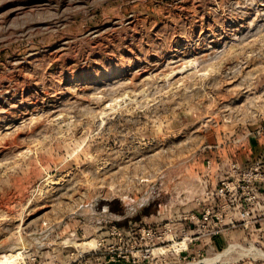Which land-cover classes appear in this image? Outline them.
<instances>
[{
    "label": "rangeland",
    "instance_id": "374dc122",
    "mask_svg": "<svg viewBox=\"0 0 264 264\" xmlns=\"http://www.w3.org/2000/svg\"><path fill=\"white\" fill-rule=\"evenodd\" d=\"M0 254L264 264V0H0Z\"/></svg>",
    "mask_w": 264,
    "mask_h": 264
},
{
    "label": "bare ground",
    "instance_id": "6f19581e",
    "mask_svg": "<svg viewBox=\"0 0 264 264\" xmlns=\"http://www.w3.org/2000/svg\"><path fill=\"white\" fill-rule=\"evenodd\" d=\"M212 70H208L207 72L205 73H202L201 75H199L198 77H207L209 73H211ZM171 76H167L166 77V82L170 79ZM97 242L95 239H90V240H84V241H80V242H74L73 243V247L77 250V251H84V250H91L93 248H95ZM186 247V243L184 241L182 242H173L169 245L168 249L172 250L173 253H175L176 255L179 254L180 251H182L183 249H185ZM167 250V249H166ZM164 249H160V248H157L154 250V253L155 254H163L165 253ZM169 250V251H170ZM161 256V255H159ZM11 257H8L7 255H2L0 254V264H9V261H10ZM18 261L17 263L18 264H23L22 263V256L19 254L18 257H17ZM212 262V259H204L202 261H200L199 263H204V264H209ZM198 263V262H197ZM197 263H193V262H189V263H186V264H197Z\"/></svg>",
    "mask_w": 264,
    "mask_h": 264
},
{
    "label": "built area",
    "instance_id": "2783aa9c",
    "mask_svg": "<svg viewBox=\"0 0 264 264\" xmlns=\"http://www.w3.org/2000/svg\"><path fill=\"white\" fill-rule=\"evenodd\" d=\"M208 164L210 165V163L208 162ZM173 240V239H172ZM162 241H165V240H162ZM174 241V240H173ZM171 243V242H170Z\"/></svg>",
    "mask_w": 264,
    "mask_h": 264
}]
</instances>
